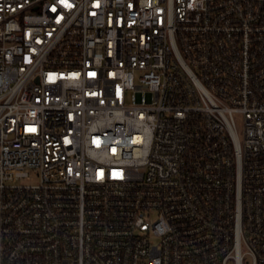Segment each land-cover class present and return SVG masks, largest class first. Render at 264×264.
<instances>
[{"label": "built area", "instance_id": "obj_1", "mask_svg": "<svg viewBox=\"0 0 264 264\" xmlns=\"http://www.w3.org/2000/svg\"><path fill=\"white\" fill-rule=\"evenodd\" d=\"M0 264H264V0H0Z\"/></svg>", "mask_w": 264, "mask_h": 264}]
</instances>
